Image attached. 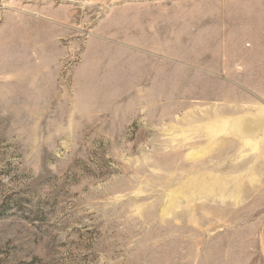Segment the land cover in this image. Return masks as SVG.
<instances>
[{"label": "rangeland", "instance_id": "1", "mask_svg": "<svg viewBox=\"0 0 264 264\" xmlns=\"http://www.w3.org/2000/svg\"><path fill=\"white\" fill-rule=\"evenodd\" d=\"M0 264H264V0H0Z\"/></svg>", "mask_w": 264, "mask_h": 264}]
</instances>
